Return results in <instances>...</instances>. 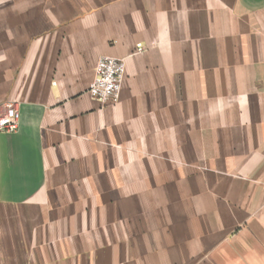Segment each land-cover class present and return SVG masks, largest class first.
<instances>
[{
    "label": "crops",
    "instance_id": "0c3cea01",
    "mask_svg": "<svg viewBox=\"0 0 264 264\" xmlns=\"http://www.w3.org/2000/svg\"><path fill=\"white\" fill-rule=\"evenodd\" d=\"M5 100L0 264H264V0H0Z\"/></svg>",
    "mask_w": 264,
    "mask_h": 264
},
{
    "label": "built area",
    "instance_id": "2783aa9c",
    "mask_svg": "<svg viewBox=\"0 0 264 264\" xmlns=\"http://www.w3.org/2000/svg\"><path fill=\"white\" fill-rule=\"evenodd\" d=\"M143 48L137 44V51ZM125 65L122 59L103 56L95 65L92 82L88 88L90 95L101 103L117 100L124 76ZM19 106L14 100L0 102V131L12 132L19 125Z\"/></svg>",
    "mask_w": 264,
    "mask_h": 264
},
{
    "label": "rangeland",
    "instance_id": "374dc122",
    "mask_svg": "<svg viewBox=\"0 0 264 264\" xmlns=\"http://www.w3.org/2000/svg\"><path fill=\"white\" fill-rule=\"evenodd\" d=\"M138 44V43H137ZM137 44H136V48H137ZM100 57H103V56H99L98 58H97V60L100 58ZM110 57H112V56H110ZM115 58V57H114ZM97 60H96V62H97ZM96 62H95V65H96ZM95 65H94V69H95ZM93 75H94V71H93ZM92 79H93V77H92ZM91 82H92V80H91ZM91 84V83H90ZM104 104V103H103ZM159 203H164L165 204V207H166V205H168L167 207H171V205H174V208L175 207H181V204L183 203V201H181L180 199L179 200H174V201H169V202H167V203H165V202H159ZM16 252V251H15ZM30 252L32 253V250H30ZM33 256H35V255H33Z\"/></svg>",
    "mask_w": 264,
    "mask_h": 264
}]
</instances>
